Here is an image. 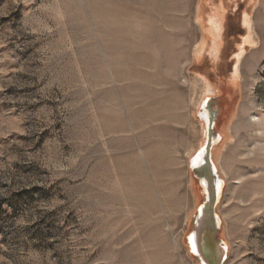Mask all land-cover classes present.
<instances>
[{
    "label": "rangeland",
    "instance_id": "374dc122",
    "mask_svg": "<svg viewBox=\"0 0 264 264\" xmlns=\"http://www.w3.org/2000/svg\"><path fill=\"white\" fill-rule=\"evenodd\" d=\"M209 112L225 264H264V0H0V264H199Z\"/></svg>",
    "mask_w": 264,
    "mask_h": 264
},
{
    "label": "bare ground",
    "instance_id": "6f19581e",
    "mask_svg": "<svg viewBox=\"0 0 264 264\" xmlns=\"http://www.w3.org/2000/svg\"><path fill=\"white\" fill-rule=\"evenodd\" d=\"M219 36L220 27L215 26V37ZM208 116L204 146L200 149V153H197L198 155L196 154L190 163L191 170H198L202 174L201 177L198 175L199 180L198 178L196 179L199 182L203 199L193 217V225L195 222L196 230L192 234L189 233L187 235L189 238L186 239V242L190 254L193 257L196 256L199 258L201 264H225L229 253L227 242L225 240H220L219 242L223 245L212 244L207 235V232L209 234V231L212 229L217 235L223 229V220L218 212V207L223 199L226 185L213 159V148L216 143H219L222 139L220 135L216 136L214 131L217 114L209 112ZM207 204L215 207L217 216L213 224L211 225L210 223L211 227H208V216L204 211L206 210ZM198 263L200 264V262Z\"/></svg>",
    "mask_w": 264,
    "mask_h": 264
},
{
    "label": "water",
    "instance_id": "95a60500",
    "mask_svg": "<svg viewBox=\"0 0 264 264\" xmlns=\"http://www.w3.org/2000/svg\"><path fill=\"white\" fill-rule=\"evenodd\" d=\"M200 152H198V154H199ZM197 154V155H198ZM193 172H194V176H195V178H198V180H199V176L201 177L202 176V174L198 171V170H192ZM199 175V176H198ZM202 206V205H201ZM200 206V207H201ZM205 211V213H207V216H208V222H209V224H208V227H211V225L213 224V221L216 219V212H215V207L213 206V205H210V204H207V207H206V210H204ZM196 217V216H195ZM210 223H211V225H210ZM196 230V223L194 222V225H193V229L190 231V234H192L194 231ZM210 234V235H209ZM209 234H208V232H207V235L209 236V238H210V240H211V242H212V244H218V245H223L221 242H219L220 240H218V235H217V233L215 232L214 233V231H213V229L211 230V231H209ZM189 238V236L186 238V239H188ZM194 258L198 261V262H200V264H201V261L199 260V258H197L196 256H194Z\"/></svg>",
    "mask_w": 264,
    "mask_h": 264
}]
</instances>
